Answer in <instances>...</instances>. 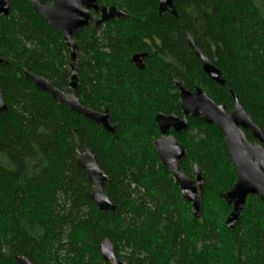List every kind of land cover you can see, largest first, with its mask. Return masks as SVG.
I'll return each mask as SVG.
<instances>
[{"label":"trees","instance_id":"trees-1","mask_svg":"<svg viewBox=\"0 0 264 264\" xmlns=\"http://www.w3.org/2000/svg\"><path fill=\"white\" fill-rule=\"evenodd\" d=\"M97 1L125 16L92 22L74 36L75 95L86 108L108 109L115 134L25 78L28 72L71 92V50L30 0H11L9 16H0V87L8 107L0 114V264H18L17 257L110 264L101 256L105 240L123 264H264L259 197H249L236 226L226 227L232 207L223 195L236 175L223 133L190 118L188 130L175 135L186 150L182 173L193 179L198 166L205 179L199 220L154 148L156 116L182 117L173 79L203 89L228 113L233 91L264 133V0H175L177 16L163 17L159 0ZM187 34L225 85L204 73ZM138 55H145L141 63L133 61ZM85 149L108 177L105 192L116 212H100L90 197L92 184L75 161Z\"/></svg>","mask_w":264,"mask_h":264},{"label":"water","instance_id":"water-1","mask_svg":"<svg viewBox=\"0 0 264 264\" xmlns=\"http://www.w3.org/2000/svg\"><path fill=\"white\" fill-rule=\"evenodd\" d=\"M174 1L159 0L158 12L161 17L167 13L177 16ZM30 3L53 29L63 35L71 50L69 73L71 92H62L54 88L46 79L28 72H25V78L38 90L48 93L54 100L66 104L73 112L96 122L107 132L115 134V127L109 123L108 109L104 112H96L86 108L80 104L75 95L78 87V63L77 44L74 36L92 22L96 27H99L112 20L122 18L125 16L124 12L116 7L100 6L97 0H53L45 5H42L39 0H30ZM10 5L11 0H0V16H9ZM93 13L99 14L100 18L95 20ZM186 39L209 79L221 86L225 85L222 72L200 51L189 34L186 35ZM144 57L145 55L135 56L133 61L141 63ZM2 62L3 60L0 59V64ZM174 84L179 91L180 109L183 117L163 113L156 116L155 122L161 138L154 142V148L162 165L178 184L183 199L192 205L194 217L199 220L202 207L199 193L203 191L205 179L198 166L194 168V179L182 173L180 163L185 159L186 151L177 138L169 134L171 131L175 134L187 131L190 118L215 126L223 133L224 146L236 175L234 187L223 195L225 203L232 207L226 220V227L233 229L239 222L249 197L257 196L264 203V133L248 116L233 91L231 95L234 107L232 112L228 113L224 105L217 104L203 89L196 88L194 91H190L178 80H174ZM7 111L8 107L0 87V114ZM247 132L251 134L254 142L248 140ZM75 161L78 167L87 172L88 179L92 184L90 197L100 212H116L117 208L111 203L105 192L108 177L101 169L96 157L87 149L83 152L77 150ZM101 255L107 263L123 264L118 260L116 250L108 240L101 244ZM16 261L18 264H34L24 257H17Z\"/></svg>","mask_w":264,"mask_h":264},{"label":"flooded vegetation","instance_id":"flooded-vegetation-1","mask_svg":"<svg viewBox=\"0 0 264 264\" xmlns=\"http://www.w3.org/2000/svg\"><path fill=\"white\" fill-rule=\"evenodd\" d=\"M93 15H95V14H93ZM95 18L98 19L99 16H97V17L95 16ZM182 117H183V114H182ZM182 117H180V118H182ZM158 129H159V128H158ZM159 133H160V132H159ZM169 135H174V136H175V135H179V134H175L173 131H171ZM160 138H161V134H160ZM160 138H159V139H160ZM185 151H186V150H185ZM185 158H186V157H185ZM181 162H182V161H181ZM180 164H181V163H180ZM193 179H194V178H193Z\"/></svg>","mask_w":264,"mask_h":264},{"label":"bare ground","instance_id":"bare-ground-1","mask_svg":"<svg viewBox=\"0 0 264 264\" xmlns=\"http://www.w3.org/2000/svg\"><path fill=\"white\" fill-rule=\"evenodd\" d=\"M94 14V13H93ZM95 15H98L99 16V18H100V15L99 14H95ZM94 16V15H93ZM94 18H95V16H94ZM98 18V19H99ZM95 20H97L96 18H95ZM174 80H176V79H173V83H174ZM179 81V80H178ZM88 150V149H87ZM195 172V171H194ZM205 183V182H204ZM201 193V192H200ZM200 193H199V195H200ZM185 201V200H184ZM192 210H193V207H192ZM110 242V241H109ZM111 243V242H110ZM112 244V243H111ZM113 245V244H112ZM114 246V245H113ZM115 248V247H114ZM116 250V249H115ZM102 256V255H101ZM121 263H122V261L120 260V259H118Z\"/></svg>","mask_w":264,"mask_h":264},{"label":"rangeland","instance_id":"rangeland-1","mask_svg":"<svg viewBox=\"0 0 264 264\" xmlns=\"http://www.w3.org/2000/svg\"><path fill=\"white\" fill-rule=\"evenodd\" d=\"M214 205V204H213ZM211 206H212V204H211Z\"/></svg>","mask_w":264,"mask_h":264}]
</instances>
